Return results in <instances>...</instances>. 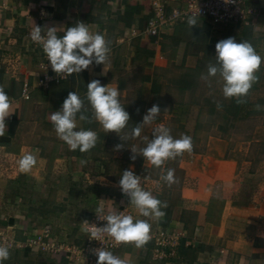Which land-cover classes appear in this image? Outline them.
I'll use <instances>...</instances> for the list:
<instances>
[{"label": "crops", "instance_id": "1", "mask_svg": "<svg viewBox=\"0 0 264 264\" xmlns=\"http://www.w3.org/2000/svg\"><path fill=\"white\" fill-rule=\"evenodd\" d=\"M243 4L257 8L258 13L225 25L207 19L190 28L180 22L156 41L142 33L149 18L145 0H0V86L14 110L5 118V134L0 136V245L10 251L3 264H87L91 256L97 264L98 257L91 252L96 244L81 230L86 214L75 220L71 214L67 219L61 217L66 222L78 220L79 228L78 224L60 226L57 219L64 212L55 208L56 203L66 201L80 206L92 197L99 205L105 200V207L115 211L126 205L134 217L149 220L150 231L181 232L175 247L163 246L160 259L154 256L153 239L140 248L121 243L111 249L129 264H166L168 258L173 264H264V173L259 176L264 161L252 159L258 152L250 150L260 139L255 130L253 139L239 136L243 141L236 138L233 142L234 131L228 122L235 121L234 117L245 119L257 105L262 107L250 95L264 75V61L255 73L257 81L243 98L245 103L235 98H227L226 103L225 99L222 103L221 99L209 100L216 91L223 96L222 86L216 88L202 79L208 60L215 59L216 39L247 40L264 58V0H243ZM77 22H85L110 41L109 69L93 62L79 74L41 84L45 72H55L42 47L31 40L32 28L57 27V34L63 35L64 29ZM94 79L118 86L120 101L130 115L125 132L142 123L147 110L157 105L158 125L172 119L174 128L192 138L191 153L164 164L163 170H175L174 183L169 185L161 177L141 179L145 190L167 203L159 221L139 216L119 185L122 171L131 169L118 164L120 154L132 155L130 147L143 140L151 125L144 126L140 138L123 141L115 132L105 133L94 119L77 118L79 127L92 129L99 137L96 146L83 153L70 150L56 135L49 117L70 91L84 99L89 109L85 114L92 117L86 91ZM230 100L238 105L234 117ZM220 113L227 115L224 121L230 124V133L223 128L210 131ZM117 144L122 145L119 150ZM29 152L37 163L30 172H20L18 160ZM33 198L48 205L45 215L34 208L10 210L13 205L12 209L36 205ZM47 226L51 231L46 240L58 244L55 251L27 245L28 236Z\"/></svg>", "mask_w": 264, "mask_h": 264}, {"label": "clouds", "instance_id": "2", "mask_svg": "<svg viewBox=\"0 0 264 264\" xmlns=\"http://www.w3.org/2000/svg\"><path fill=\"white\" fill-rule=\"evenodd\" d=\"M195 14L188 16L187 24L190 28L197 25ZM31 40L40 45L52 70L61 78L79 74L86 70L93 62L103 64L105 70L110 60V41L104 34L93 32L85 22H77L63 30V35L57 34V27L41 28L34 25L30 33ZM215 63L207 65V75L202 79L208 81L210 77H219L222 82V94L225 98H235L237 103H245L243 99L257 81L255 73L260 69L262 58L253 45L247 41L237 42L235 38L228 37L218 41L215 45ZM121 93L118 86L102 85L100 80L94 79L87 84L86 99L90 105L92 117L87 113L84 99L75 91H70L64 99L59 110L50 115L56 135L63 140L69 149L88 152L94 148L99 139L98 133L92 129L78 126L79 121L91 122L94 119L99 123L105 133H117L121 140H135L141 137L144 126L151 125L160 114V108L153 105L143 116L142 123L136 124L129 132H125L130 120L129 113L120 101ZM260 108L259 105L256 106ZM12 103L4 88L0 86V136L5 134V118L10 115ZM79 114V115H78ZM78 118V119H77ZM144 147L132 145L131 158L140 155L156 168H161L166 161L191 153L192 138L182 134L180 138H173L170 128L159 124L152 130V138L144 136ZM119 150L122 145L117 144ZM37 163L32 153L23 154L18 160L20 172L28 173ZM81 163H85L81 161ZM174 169H162L161 179L171 185L175 182ZM122 193L130 199V204L135 207L139 216L159 221L165 216L162 208L167 207L166 202L156 198L150 191L141 186V177L131 170H124L119 180ZM101 200L95 209L99 219L106 221L103 227H97L88 221H83L82 231L103 241L105 236L112 238L116 244L134 243L137 248L143 247L150 239L151 225L148 219H140L132 214L117 212L111 206L105 207ZM98 257L97 264H129L126 259H121L104 247L94 250ZM10 257L9 247L0 245V264Z\"/></svg>", "mask_w": 264, "mask_h": 264}, {"label": "built area", "instance_id": "3", "mask_svg": "<svg viewBox=\"0 0 264 264\" xmlns=\"http://www.w3.org/2000/svg\"><path fill=\"white\" fill-rule=\"evenodd\" d=\"M149 7V18L143 27L142 33L148 35L150 38L159 41L163 37L174 30L177 23L187 22V18L190 15L195 14L198 19V23H203L207 19H211L215 24H228L232 20L247 19L258 13L257 8L245 6L243 0H145ZM56 73L45 72L40 82L46 84L53 79H60ZM25 94L28 96V88H24ZM117 212H124L125 214H131L126 205L122 206ZM90 224H95L97 227H103L107 222L99 219L97 213L92 220H87ZM51 227L47 226L43 232L33 235L28 238V244L38 245L42 250L55 251L58 248V244L52 241L46 240L50 237ZM151 239L155 241L156 247L154 249V256L156 258L161 257L164 254L163 246L170 245L172 248L178 244V240L181 237V232L178 230H168L157 228L150 231ZM6 241V235L3 237ZM92 242H95L91 252L94 254V250L104 247L106 250L111 251L112 248L118 247L120 244L105 236L103 241L95 238H90ZM175 251L170 253L174 254ZM168 255V254H167ZM169 254L168 256H170ZM171 258H168L166 264H173ZM87 264H96L95 259L90 257Z\"/></svg>", "mask_w": 264, "mask_h": 264}, {"label": "rangeland", "instance_id": "4", "mask_svg": "<svg viewBox=\"0 0 264 264\" xmlns=\"http://www.w3.org/2000/svg\"><path fill=\"white\" fill-rule=\"evenodd\" d=\"M218 41L219 40L216 39L215 43L213 45L212 51H214V52H215V45H216V43ZM209 63H215V59L214 60H208L207 65ZM261 78L262 79L260 80V84L258 85V89L257 90H252L253 94H251L250 96L253 95V97L257 100V103L258 104H262L261 105L262 107H260L259 109L254 110V112L250 113L245 119H241L240 118V120H238V119H236L234 117L236 112H237V106L238 105H237V103L231 102V100H230L229 104H231L232 108H233L232 112L230 114H232V116L234 117L235 121L234 120L233 121H228V122H230V124H232L231 125V129L234 131L233 135L235 137L233 139L234 140L233 142H235L236 138L240 139L239 136L249 137V135H251L252 132L257 130V135H258L260 140L259 141L257 140V141H255L256 143L251 144L250 150H255L256 152H258V153H255V154L253 153L255 156H251L252 159H257L258 162L264 161V75H262ZM209 80L214 83L216 88H219V87L222 86V82H218L220 80V78L218 76L217 77H210ZM206 83H208V81L205 82V84ZM208 85H210V84L208 83ZM219 92H221V90H219ZM203 93L204 92H202V94ZM210 93L212 94V92H210ZM214 94H215L214 96L212 95L211 97H209V100H213V99L214 100L215 99L216 100H218V99L220 100L221 99L220 100L221 103H222V101L224 99H225V103H226L227 100H229V99L225 98L224 96L220 95L218 93V91H216ZM224 115L222 113H220L217 116L218 117V121L214 122V125L210 128V131L216 132V131H220V129L223 128V131L226 130V131H228L230 133V131L228 129V126L230 124L227 122V120L224 121V117L225 118L227 117V115L226 116H224ZM156 121H157V119L148 128V133L147 134L145 133V135L149 139L152 138V130H153V128L158 126ZM233 122H235V123H233ZM164 125L166 127L170 128L171 135L173 136V138H180V136L182 134H184L183 131L179 127H176V128L173 127L175 125L173 124V120L172 119H169ZM251 139H253V136L251 137ZM241 141H243V140H241ZM245 143H246L245 145L248 146V142H245ZM135 145L137 147H144V141L143 140L141 141V138H140L138 141L137 140L135 141ZM253 148H255V149H253ZM133 155L134 154H132V155L128 154V155H124L123 156V154L122 155L120 154V157L121 156L122 157L121 158L119 157L120 161L118 162V164H121V166L124 167V169L128 166L131 169H127V170L133 171L136 175H139L141 177V179L148 178V177H151V178H159V177H161V175L163 174L162 173V169H164V165H162L161 168H156L155 166L151 165L147 160H144V158L142 156L138 155V154L136 155L135 159H132L131 157ZM178 157L179 156H177L173 160H177ZM173 160H172V162L175 163V161H173ZM169 162H171V159L167 161V164ZM167 167H168V165L166 166V168ZM261 173H264V172L260 171L259 172V176H261ZM37 194H39V193H37ZM38 199L39 198H37V200ZM37 200L35 198H33V202L36 205L27 206V207H20V205H15V209H12V208H14L13 207L14 205H13V206H11L12 208L10 210L11 211H20L21 209L29 210L30 208H34V209H37V212L39 214L45 215L43 212H45L47 210V206L48 205L46 203H41L40 201L37 202ZM95 200L96 199H93V197H92V199H90V201H88L86 203H83V204H80V206H75L76 204H73V202H70V201L56 203L55 204L56 210L59 209L61 211L60 213L64 212V214L63 215L60 214L59 215L60 218L57 219L58 225H60V226H62V225L76 226L78 224V220H76L75 223L73 221H71V220H68L66 222V219L71 217V216H69V214H71L73 216L70 219H74L75 220V218H78L80 214H84V215L86 214L87 220H92L93 216L96 214L95 209L99 206L98 201H95ZM71 204H73V207L71 206ZM25 205H28V204H25ZM61 217H64L66 219L63 221ZM81 225L78 224L77 225L78 228ZM30 237H33V235H31ZM28 238H29V236H28ZM149 246L151 247V244ZM155 246H156V244H155ZM148 255L151 258V256H150L151 254H148ZM151 260H152L151 261L152 263H155L153 258H151ZM158 264H162V261H158Z\"/></svg>", "mask_w": 264, "mask_h": 264}]
</instances>
